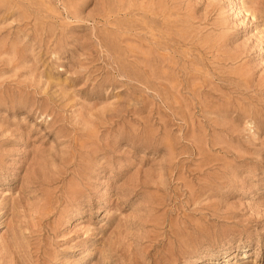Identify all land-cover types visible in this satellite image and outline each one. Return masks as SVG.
<instances>
[{"label": "rangeland", "instance_id": "374dc122", "mask_svg": "<svg viewBox=\"0 0 264 264\" xmlns=\"http://www.w3.org/2000/svg\"><path fill=\"white\" fill-rule=\"evenodd\" d=\"M0 264H264V0H0Z\"/></svg>", "mask_w": 264, "mask_h": 264}]
</instances>
